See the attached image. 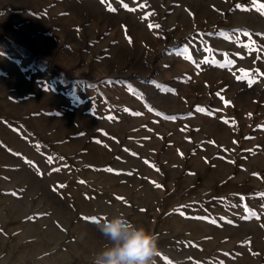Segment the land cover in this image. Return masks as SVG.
<instances>
[{"label":"rangeland","instance_id":"rangeland-1","mask_svg":"<svg viewBox=\"0 0 264 264\" xmlns=\"http://www.w3.org/2000/svg\"><path fill=\"white\" fill-rule=\"evenodd\" d=\"M260 4L0 0V264H93L121 213L157 264H264Z\"/></svg>","mask_w":264,"mask_h":264},{"label":"clouds","instance_id":"clouds-1","mask_svg":"<svg viewBox=\"0 0 264 264\" xmlns=\"http://www.w3.org/2000/svg\"><path fill=\"white\" fill-rule=\"evenodd\" d=\"M96 226L107 243L95 254L93 264H157L158 237L145 227L122 213L98 219Z\"/></svg>","mask_w":264,"mask_h":264},{"label":"snow or ice","instance_id":"snow-or-ice-1","mask_svg":"<svg viewBox=\"0 0 264 264\" xmlns=\"http://www.w3.org/2000/svg\"><path fill=\"white\" fill-rule=\"evenodd\" d=\"M260 9L264 10V4H260ZM262 14H264V11H262ZM245 35H248L247 33H245ZM251 82V81H250ZM109 171H111V169H109ZM159 187V185H157ZM93 221L95 222V218H92Z\"/></svg>","mask_w":264,"mask_h":264}]
</instances>
